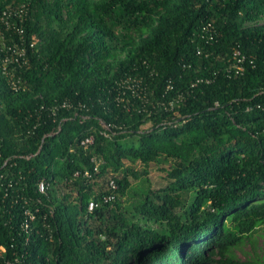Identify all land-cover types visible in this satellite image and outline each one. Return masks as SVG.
<instances>
[{"label":"trees","instance_id":"16d2710c","mask_svg":"<svg viewBox=\"0 0 264 264\" xmlns=\"http://www.w3.org/2000/svg\"><path fill=\"white\" fill-rule=\"evenodd\" d=\"M260 227L264 0H0V264H241Z\"/></svg>","mask_w":264,"mask_h":264},{"label":"built area","instance_id":"2783aa9c","mask_svg":"<svg viewBox=\"0 0 264 264\" xmlns=\"http://www.w3.org/2000/svg\"><path fill=\"white\" fill-rule=\"evenodd\" d=\"M6 14H7V12L4 11L2 13V17H4V15L6 16ZM4 21L7 24L8 20H6L4 18ZM204 28L207 29L208 24L203 26L202 29H204ZM19 32H21V30H19ZM201 36L204 37L203 34H201ZM29 46H32V43H30ZM26 48H27V44L22 39H20L19 42H15L12 46L8 47V49H10V51H11V54L9 56H5L4 59L2 60V71L6 76H8L10 85L15 90L18 88V86L16 85V83L14 81V77H15L14 72L8 68V64L12 63V62H16V64H18L19 66L26 64L27 63V59H26V53H27L26 50L27 49ZM233 57L235 58V60L229 64V70L233 68L235 70L236 74L242 72L243 71L242 62L244 61V58H245L244 55L241 53V51L239 49H235L233 52ZM12 69H13V67H12ZM127 87H130V85H128ZM180 100H181V97H178L176 99H172V100L168 101L169 108H173L176 105V103H178ZM59 106L70 107V104L67 102H63V103H60ZM75 115H77V114L75 113ZM79 118H80V121H82V120L87 118V115L82 114L79 116ZM100 125L103 127V129L100 131V133L103 136H109L110 130H111L110 126L107 124H104L102 121H100ZM92 141H93L92 135H88V136L84 137L82 140H80V143L83 145H87V144L92 143ZM94 170H96V167L94 168ZM75 174H77V172H75ZM84 176L90 177L91 174L89 171L85 170ZM108 185L111 187V189L114 192V190L117 187L115 181L113 179H110L108 181ZM37 187H38L39 191L44 192L46 187H47V184L43 180H41V181H38ZM112 199H114L113 193H110L108 195L103 196V201H105V202L110 201ZM97 206H98V203L96 201L90 200L88 202L87 208L90 211L94 207H97Z\"/></svg>","mask_w":264,"mask_h":264},{"label":"rangeland","instance_id":"374dc122","mask_svg":"<svg viewBox=\"0 0 264 264\" xmlns=\"http://www.w3.org/2000/svg\"><path fill=\"white\" fill-rule=\"evenodd\" d=\"M139 168V166L137 167ZM148 177L152 185L158 186L164 182V172L156 166L151 165L148 168ZM126 200V197H123ZM129 203L124 201V204ZM263 227H260L253 235V241H244V243L233 251L234 258L241 264H264V235Z\"/></svg>","mask_w":264,"mask_h":264}]
</instances>
